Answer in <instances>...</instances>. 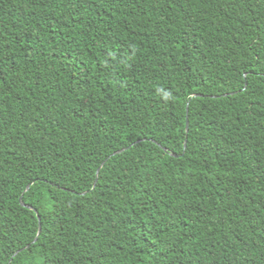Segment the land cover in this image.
Wrapping results in <instances>:
<instances>
[{
	"label": "trees",
	"instance_id": "obj_1",
	"mask_svg": "<svg viewBox=\"0 0 264 264\" xmlns=\"http://www.w3.org/2000/svg\"><path fill=\"white\" fill-rule=\"evenodd\" d=\"M0 264H264V0H0Z\"/></svg>",
	"mask_w": 264,
	"mask_h": 264
},
{
	"label": "water",
	"instance_id": "obj_2",
	"mask_svg": "<svg viewBox=\"0 0 264 264\" xmlns=\"http://www.w3.org/2000/svg\"><path fill=\"white\" fill-rule=\"evenodd\" d=\"M245 85H246V84H245ZM194 97H199V95H198V96L195 95ZM186 110H188V106H187ZM186 132H188V121L186 122ZM139 142H140V141H138V142H136V143H139ZM184 147H186V141H185V143H184ZM130 148H131V146L128 147V148H126V149H122V150L116 152L114 155H116V154H121L122 152H124L125 150H128V149H130ZM102 167H103V164L98 168V170H97V172H96V181H97V178H98L99 172H100V170H101ZM29 187H30V185L27 187L26 190H28ZM20 203H21V205H22L23 207L28 208V209H31V207H29V206L25 205L24 203H22V200H21V199H20ZM38 220H39V222H40V218H39V217H38ZM40 232H41V224L39 223V230H38L37 237L34 239V241L32 242L31 245H33V244H35V243L37 242L38 237H39V235H40ZM29 247H30V245H28V246H26L24 249H22V250L16 252V253L14 254V257H15L19 252H21V251H23V250H26V249H28Z\"/></svg>",
	"mask_w": 264,
	"mask_h": 264
}]
</instances>
